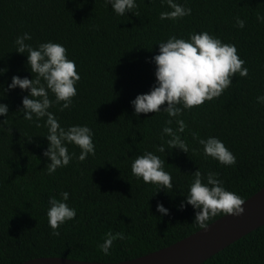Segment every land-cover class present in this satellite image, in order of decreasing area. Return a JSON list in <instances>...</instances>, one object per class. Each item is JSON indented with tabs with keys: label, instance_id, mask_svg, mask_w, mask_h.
Segmentation results:
<instances>
[{
	"label": "trees",
	"instance_id": "16d2710c",
	"mask_svg": "<svg viewBox=\"0 0 264 264\" xmlns=\"http://www.w3.org/2000/svg\"><path fill=\"white\" fill-rule=\"evenodd\" d=\"M136 4L117 16L104 0H0V68L7 69L0 74V102L9 106L7 116H0V264L43 256L115 262L174 243L201 228L191 205L179 208L196 168L218 172L225 188L243 200L264 186V103L256 100L264 94V22L256 18L257 12L264 14V0H187L191 14L175 21L160 19L159 13L169 10L162 0ZM236 17L245 20L243 28L235 26ZM193 31L235 44L248 75L236 73L220 96L181 113L187 153L177 147L157 152L156 146L167 147L170 138L161 133L165 121L172 119L175 129L177 118L163 111L135 114L130 101L154 83L155 65L149 60L158 43L172 34L187 39ZM23 32L31 34L26 43L34 47L47 40L62 43L76 61L80 80L73 105L61 111L56 104L49 111L62 126L87 124L94 134V155L84 161L74 156L53 174L42 155L47 147L43 118L39 127L23 118L19 109L26 90L5 91L13 75L35 76L26 54L15 51V37ZM192 132L221 139L236 164L205 159ZM68 150L80 151L74 144ZM145 150L165 160L172 189L158 190L132 174V161ZM61 191L69 193L67 202L77 213L53 236L48 198L60 199ZM158 202L169 209L167 215L157 212ZM109 231L126 238L115 239L105 254L99 245ZM202 264H264V225Z\"/></svg>",
	"mask_w": 264,
	"mask_h": 264
},
{
	"label": "clouds",
	"instance_id": "9594fccd",
	"mask_svg": "<svg viewBox=\"0 0 264 264\" xmlns=\"http://www.w3.org/2000/svg\"><path fill=\"white\" fill-rule=\"evenodd\" d=\"M104 2L106 6L111 5L117 16H124L126 12H132L137 7L136 0ZM162 3H166L169 10L159 13L161 20L175 21L189 16L192 12L191 7L187 6V0L183 4L177 0H162ZM256 18L258 22H264V14L257 12ZM235 26L243 28L245 20L236 17ZM31 39L29 32H23L15 37L14 45L17 53L26 54V63L35 76L30 79L27 76L13 75L5 91L17 87L21 91L26 90L27 94L22 97V107L19 109L23 112V118L35 122L38 127L43 118L47 129L43 135L47 140V147L42 151V155L50 161L47 163V173L53 174L57 168L67 166L74 156L77 160L84 161L90 154L94 155V134L87 124L62 126L55 113L49 111L56 104L60 106L61 111L73 105V97L77 95L76 84L80 80L76 61L68 57L67 49L62 43L47 40L34 47L26 43ZM149 62L155 65V80L149 91L137 94L130 101L134 113L163 111L170 118L176 117L178 125L173 129L170 126L172 119L165 121L161 133L162 136L167 135L170 138L166 141L167 147L163 143L156 146L157 152L177 147L187 153L189 145L180 136L187 127L185 121L179 118L181 113L201 105L205 100L220 96L231 85L232 76L236 73L240 76L248 75V68L242 67L245 61L239 57L236 45L222 42L219 37L207 31H193L187 39L169 35L166 40L158 43V52L151 56ZM5 71L6 68H0V74ZM2 96L3 92H0V97ZM256 100L264 103V94L257 96ZM161 105L165 106L161 108ZM8 112L9 106L0 102V116H7ZM192 136L197 144L202 146L199 151L205 159L211 157L225 166L236 164L235 154L218 137H200L196 132H192ZM69 144L79 147L78 155L69 152ZM164 164L165 160L159 155L145 150L132 161L131 172L137 179L154 184L158 190L172 189V176L165 170ZM192 176L179 208L191 205L196 210L194 218L202 228H206L208 219L218 213L238 216L244 212L243 198L225 188L218 172L202 173L196 168ZM59 195L60 199L56 196L48 198L49 206L46 211L53 236H59L60 226L73 220L77 213L76 208L69 206L67 202L69 193L61 191ZM156 210L163 215L169 212V209L159 202L156 204ZM125 238L123 232L109 231L99 247L102 252L109 254L113 241Z\"/></svg>",
	"mask_w": 264,
	"mask_h": 264
},
{
	"label": "water",
	"instance_id": "95a60500",
	"mask_svg": "<svg viewBox=\"0 0 264 264\" xmlns=\"http://www.w3.org/2000/svg\"><path fill=\"white\" fill-rule=\"evenodd\" d=\"M238 216L223 214L162 248L135 258L115 262L87 261L59 256L27 259L20 264H202L206 259L242 236L264 225V186L244 200Z\"/></svg>",
	"mask_w": 264,
	"mask_h": 264
}]
</instances>
